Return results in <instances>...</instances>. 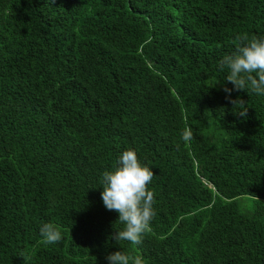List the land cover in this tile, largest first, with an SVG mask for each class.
<instances>
[{"label":"trees","instance_id":"obj_1","mask_svg":"<svg viewBox=\"0 0 264 264\" xmlns=\"http://www.w3.org/2000/svg\"><path fill=\"white\" fill-rule=\"evenodd\" d=\"M245 34L264 0H0V264H264V95L238 116L219 68ZM127 149L154 172L140 245L101 199Z\"/></svg>","mask_w":264,"mask_h":264},{"label":"clouds","instance_id":"obj_2","mask_svg":"<svg viewBox=\"0 0 264 264\" xmlns=\"http://www.w3.org/2000/svg\"><path fill=\"white\" fill-rule=\"evenodd\" d=\"M237 49L233 54L225 55L219 61L220 70L227 69L224 77L226 83L223 91L225 98L232 104L238 116H247L248 107L243 99L233 100V91L255 92L264 95V38L247 34L238 36ZM217 78L208 81V88L215 87ZM232 84V88L227 86ZM182 139L190 142L193 132L187 127L182 132ZM154 172L148 165L141 164L137 153L133 149L122 152L119 158V166L114 170H106L102 174L101 199L104 207L109 211L118 213L119 221L123 227L112 233V238L120 244L121 241H128L134 245L143 242L144 235L150 231V223L155 216L154 193L148 189ZM43 242L55 244L62 239V233L52 223H44L40 227ZM108 264H144L143 258L139 255L132 256L121 250L111 252L106 256Z\"/></svg>","mask_w":264,"mask_h":264}]
</instances>
